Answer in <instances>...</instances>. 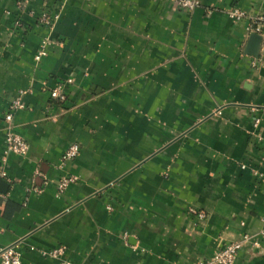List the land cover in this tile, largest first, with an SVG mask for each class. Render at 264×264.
<instances>
[{"label": "crops", "instance_id": "crops-1", "mask_svg": "<svg viewBox=\"0 0 264 264\" xmlns=\"http://www.w3.org/2000/svg\"><path fill=\"white\" fill-rule=\"evenodd\" d=\"M18 1L0 0V247L23 264H57L44 252L61 245L76 264H194L247 236L234 264H264V0ZM8 127L26 155H5ZM72 142L79 180L59 194Z\"/></svg>", "mask_w": 264, "mask_h": 264}, {"label": "built area", "instance_id": "built-area-1", "mask_svg": "<svg viewBox=\"0 0 264 264\" xmlns=\"http://www.w3.org/2000/svg\"><path fill=\"white\" fill-rule=\"evenodd\" d=\"M171 1L177 8L185 10V11H193L199 6H201L200 0H167ZM30 0H19L18 7L20 9H26L29 5ZM228 13L231 18L235 19L236 21L242 20L247 17V12L239 7H233L228 10ZM60 17V13H51L47 9L43 10L39 16V22L46 26L47 28H51L57 22ZM251 26L254 30L262 33L264 35V15L257 16L252 18ZM16 28L23 27V21L21 18H17L15 21ZM51 40L46 38L43 40L41 48L37 52L35 58L36 60H40L44 57L47 52V47L51 44ZM73 80L68 78L66 82L60 83L55 87L51 88L50 94L51 97L55 100L65 101L67 100V92H66V85L68 83H72ZM25 107L24 103L22 102L21 98H17L11 104L9 111L5 114V120L8 124L13 122V118L15 113L23 109ZM259 122V119H256V123ZM11 127H8V129ZM80 144L77 142H72L65 153L63 154L59 168L63 170V174L60 176L57 182V190L59 194H62L66 191V189L73 183H76L79 180V176L68 171V168L72 161H74L77 156L80 154ZM5 155L14 153L17 155L24 156L29 152V143L27 140L17 132L9 129L6 133V148L4 150ZM6 172L0 168V178L6 177ZM37 192H42V187L36 188ZM196 213V210H192ZM201 217H204L205 214L203 212H199ZM264 235V233H263ZM248 237L245 236V240ZM233 241L230 243L225 244L224 246L220 247L214 256L210 259L199 260L194 264H234L240 250L244 247V241ZM255 244H258L257 242ZM66 253L65 246H59L57 248L51 249L49 251L44 252L51 256L52 258L59 259L57 264H76L70 260H67L64 255ZM0 264H23L22 257L20 251H18L15 247L8 246V247H0Z\"/></svg>", "mask_w": 264, "mask_h": 264}, {"label": "water", "instance_id": "water-1", "mask_svg": "<svg viewBox=\"0 0 264 264\" xmlns=\"http://www.w3.org/2000/svg\"><path fill=\"white\" fill-rule=\"evenodd\" d=\"M6 181L4 179H1L0 180V183H5Z\"/></svg>", "mask_w": 264, "mask_h": 264}]
</instances>
